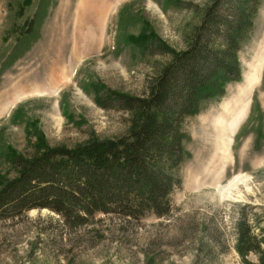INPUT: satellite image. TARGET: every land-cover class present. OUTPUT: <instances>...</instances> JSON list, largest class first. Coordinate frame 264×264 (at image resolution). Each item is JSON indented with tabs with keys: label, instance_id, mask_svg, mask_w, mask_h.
I'll list each match as a JSON object with an SVG mask.
<instances>
[{
	"label": "rangeland",
	"instance_id": "obj_1",
	"mask_svg": "<svg viewBox=\"0 0 264 264\" xmlns=\"http://www.w3.org/2000/svg\"><path fill=\"white\" fill-rule=\"evenodd\" d=\"M205 21L238 41L242 77L185 120L190 156L171 212L97 215L94 245L74 251L63 219L32 209L0 221V264H193L207 233L220 264H264V0H0V188L17 175L12 157L36 143L125 134L128 115L102 108L98 93H146L171 60L159 41L183 50ZM52 71L65 79L49 87ZM27 84L36 89L15 94ZM235 175L243 178L230 192L219 189Z\"/></svg>",
	"mask_w": 264,
	"mask_h": 264
},
{
	"label": "trees",
	"instance_id": "obj_2",
	"mask_svg": "<svg viewBox=\"0 0 264 264\" xmlns=\"http://www.w3.org/2000/svg\"><path fill=\"white\" fill-rule=\"evenodd\" d=\"M150 39L156 43V37ZM189 40L180 51L158 40V48L171 54V60L146 93L110 88L98 93L102 108L128 115L125 134L92 136L73 146L36 143V148L15 154L11 165L17 175L0 188V221L47 208L63 219L68 245L76 251L94 245L103 222L97 215L127 222L147 212L168 215L171 196L182 182L180 169L190 156L184 146L190 138L185 120L208 101L221 99L227 84L242 77L240 45L230 31L212 29L205 21ZM152 47L146 45L148 51ZM214 243L212 233L201 238L193 264H220ZM72 256L67 263L74 262Z\"/></svg>",
	"mask_w": 264,
	"mask_h": 264
},
{
	"label": "bare ground",
	"instance_id": "obj_3",
	"mask_svg": "<svg viewBox=\"0 0 264 264\" xmlns=\"http://www.w3.org/2000/svg\"><path fill=\"white\" fill-rule=\"evenodd\" d=\"M52 70V69H51ZM60 72H54L52 71V74L50 75V80H49V84L48 86H52L53 84L57 85L59 84L60 82H62L64 79H65V72H61V74H59ZM24 80V79H23ZM21 83H22V79H20ZM26 81V80H25ZM52 84V85H51ZM19 86V85H18ZM41 88V87H40ZM21 89V92L19 93L18 91H20ZM36 88L34 87V84H27V85H24V86H19L18 87V90L15 92V94L17 95L18 93L19 94H22L24 91L26 92L27 90H35ZM39 89V88H38ZM38 91H41V90H38ZM32 92V91H31ZM15 94H10L9 96H14ZM227 134V131L224 130L223 127L220 128V131L218 133V136L220 137L217 145L220 147V148H227L228 145H227V141L228 139L227 138H224V136ZM230 140V139H229ZM229 142V141H228ZM243 178L239 175H235L233 178L229 179L228 183L226 185H220L219 186V189L222 190V191H225V192H230V190H232V188L238 183V181Z\"/></svg>",
	"mask_w": 264,
	"mask_h": 264
}]
</instances>
